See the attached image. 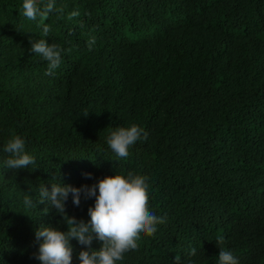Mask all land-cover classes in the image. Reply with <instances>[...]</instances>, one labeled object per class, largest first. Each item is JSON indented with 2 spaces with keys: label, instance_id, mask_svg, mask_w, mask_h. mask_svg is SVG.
Instances as JSON below:
<instances>
[{
  "label": "trees",
  "instance_id": "trees-1",
  "mask_svg": "<svg viewBox=\"0 0 264 264\" xmlns=\"http://www.w3.org/2000/svg\"><path fill=\"white\" fill-rule=\"evenodd\" d=\"M22 3L0 0V264H40L35 231L67 230L47 203L25 207L41 184L129 171L165 222L117 264H219L218 237L239 264H264V0H54L48 37ZM29 38L63 49L53 75ZM131 124L148 137L117 160L107 136ZM15 136L29 170L4 164ZM94 203L70 194L66 212L87 223ZM70 243L80 264L87 248Z\"/></svg>",
  "mask_w": 264,
  "mask_h": 264
},
{
  "label": "clouds",
  "instance_id": "clouds-1",
  "mask_svg": "<svg viewBox=\"0 0 264 264\" xmlns=\"http://www.w3.org/2000/svg\"><path fill=\"white\" fill-rule=\"evenodd\" d=\"M55 8L54 0H23L22 15L29 21H39L43 36L48 37L50 26L44 23ZM62 11V9H56ZM79 16L78 11H72L68 18ZM30 39V38H29ZM30 51L47 62L45 75H53L61 63L63 49L60 45L49 44L46 39L33 42L30 39ZM95 44V38L88 41L89 50ZM87 115V114H86ZM85 115V116H86ZM148 133L136 124L128 127H118L107 136V145L115 154L117 160H125L130 156V148L138 140H146ZM3 151L8 155L4 161L11 170L28 169L35 164V158L25 151V140L15 136L4 145ZM91 178V173H84ZM148 177L134 174L129 171L127 175L115 174L99 179L92 185L74 187L61 183H51V189L40 185V199L34 204L29 196L24 197L27 209L37 204L47 203L55 208L67 226L66 231H60L51 226L41 225L35 231L36 241L39 242L34 258L40 264H72L73 248L70 243L75 239L79 244L86 246L87 250L79 253L80 264H117L122 261L126 253L138 251L142 235L149 237L157 232V225L165 222V217L155 215L149 209ZM71 194L72 203L79 207L81 201L95 198L94 206L88 208L90 220L86 223L66 212V202ZM49 207L43 209L47 214ZM94 240L102 242L99 250L93 249ZM219 248V264H239L232 252L226 250L224 238H217ZM197 250L191 248L190 256H196ZM179 256L175 257L179 264ZM192 264V261H189Z\"/></svg>",
  "mask_w": 264,
  "mask_h": 264
}]
</instances>
